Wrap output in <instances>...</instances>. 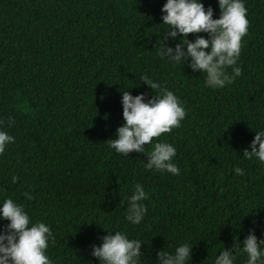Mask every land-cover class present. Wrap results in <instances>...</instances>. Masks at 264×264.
<instances>
[{"label": "trees", "instance_id": "obj_1", "mask_svg": "<svg viewBox=\"0 0 264 264\" xmlns=\"http://www.w3.org/2000/svg\"><path fill=\"white\" fill-rule=\"evenodd\" d=\"M165 2L0 0V127L15 138L0 154V199L11 197L50 227L53 264H99L91 246L109 230L142 241L141 264L185 242L193 246L189 264H213L250 229L264 238V164L243 156L264 130V0H245L241 75L220 89L156 55ZM202 2L219 18L217 0ZM196 35L207 36L188 38ZM142 75L186 110L180 127L153 141L174 145L179 175L146 169V153L108 147L124 123L122 91L154 95ZM137 183L147 213L132 225L126 200ZM245 259L241 252L235 264Z\"/></svg>", "mask_w": 264, "mask_h": 264}, {"label": "clouds", "instance_id": "obj_2", "mask_svg": "<svg viewBox=\"0 0 264 264\" xmlns=\"http://www.w3.org/2000/svg\"><path fill=\"white\" fill-rule=\"evenodd\" d=\"M217 3L220 13L219 18L214 19V9L211 5L205 8L202 0H166L161 8V24L167 27L161 33L156 52L161 60L186 64L193 72L203 73L205 86L212 89L224 88L241 75L237 61L242 38L249 26L245 0H217ZM199 33L207 36L188 38L189 34ZM168 40L175 42L174 47L167 44ZM140 81L146 82L154 95H132L127 90L122 91L124 123L116 129L115 138L108 139V147L124 156L133 151L146 153V169L179 175L180 169L173 162L177 154L174 145L165 140L153 141L180 127L186 110L172 90L147 75H142ZM8 120L11 122L12 117ZM14 139L0 127V154L5 152L7 145L14 143ZM149 143L152 149L146 152L145 145ZM249 148L251 150L245 149L243 156L254 157L264 164V130L256 132ZM234 172L244 174L239 167L234 168ZM17 179L13 175L11 182L16 183ZM25 196L32 199L30 193L26 192ZM147 198L144 187L135 184L126 200L125 219L130 224H140L144 219L147 208L143 201ZM5 220L8 223L0 225V264H53L46 254L49 242L54 239L48 225L42 221L33 222L24 206L11 197L0 199V221ZM141 247L140 239L129 238L126 232L109 230L101 237L99 245L91 246V256L97 258L99 264H141ZM192 248L185 242L173 252L159 251L155 264H189ZM241 252L246 255L244 264H264V238L258 239L255 230L250 229L242 242L234 241L230 248L223 247L213 264H235Z\"/></svg>", "mask_w": 264, "mask_h": 264}]
</instances>
